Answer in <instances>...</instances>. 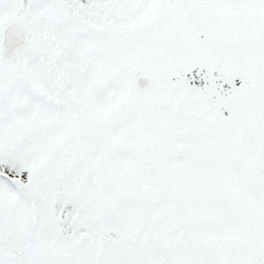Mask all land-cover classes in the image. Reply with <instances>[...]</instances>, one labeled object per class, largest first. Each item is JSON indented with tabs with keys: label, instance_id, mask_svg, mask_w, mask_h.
Listing matches in <instances>:
<instances>
[{
	"label": "rangeland",
	"instance_id": "obj_1",
	"mask_svg": "<svg viewBox=\"0 0 264 264\" xmlns=\"http://www.w3.org/2000/svg\"><path fill=\"white\" fill-rule=\"evenodd\" d=\"M234 1L264 14V0ZM207 5L223 9L226 0H0V42L15 19L32 31L13 63L0 59V264H70L56 250V218L67 212L85 227V201L139 164L157 121L150 99L164 79L152 65L160 42L177 44L188 23L208 17ZM135 69L150 90H137ZM81 231L67 246L85 252Z\"/></svg>",
	"mask_w": 264,
	"mask_h": 264
},
{
	"label": "flooded vegetation",
	"instance_id": "obj_2",
	"mask_svg": "<svg viewBox=\"0 0 264 264\" xmlns=\"http://www.w3.org/2000/svg\"><path fill=\"white\" fill-rule=\"evenodd\" d=\"M239 5L187 25L216 56L164 73L139 164L85 201V264H264V14Z\"/></svg>",
	"mask_w": 264,
	"mask_h": 264
},
{
	"label": "trees",
	"instance_id": "obj_3",
	"mask_svg": "<svg viewBox=\"0 0 264 264\" xmlns=\"http://www.w3.org/2000/svg\"><path fill=\"white\" fill-rule=\"evenodd\" d=\"M260 1L261 0H259L258 5L261 3ZM55 2L65 4V0H55ZM64 9H65V14L70 19V15H69V12H67L66 7ZM187 38H188V36H187V26H186V32L179 37V42L177 44H170L171 46H167L168 44H165L166 46L164 45L165 46L164 47L163 46L164 43L161 41L160 46H159L160 55L155 57L156 58L155 60L153 59L154 60L152 63L153 67L159 71H163V75H164V73H166L168 68L170 69L173 65H176L179 58L181 60H183L185 58L187 60L188 58H190L191 61H188V63L190 65H193L197 61H200L203 57H205L207 55L208 60L213 62V58L216 56V54H211V55L205 54L203 56V55L199 54V52L193 51L192 49H190L188 47V43L185 42V40ZM97 42H101V41L99 40ZM102 44L105 48L108 47L106 43L103 42ZM178 44H180V45L176 46ZM178 47H180V49L176 50ZM219 60L220 59L217 58L216 62H218ZM185 63H187V62H185ZM185 63L183 62L182 65H186ZM85 143H87V141H85V139H83V141L81 142V145L85 146ZM92 144L94 146H97V145L101 146L102 148L106 147L105 145H103V143H100V142H93ZM59 216H60L59 217L60 223L64 224L63 225L64 230H66L67 227H77L75 223L71 225V223H72L70 221L71 216H72L71 214L64 212V213H60ZM76 216H74V217H76ZM67 244H68V241L63 240V238L59 239V246L56 247V250L61 249L60 252L58 251V253L60 255L59 257L62 258L63 260H67V262L68 263L70 262V264H79L78 261H80V260L83 261L82 257L85 258V252L83 251V248L81 247V245H78L80 247L79 249H75L76 247L73 248V246L71 249V247H68Z\"/></svg>",
	"mask_w": 264,
	"mask_h": 264
},
{
	"label": "water",
	"instance_id": "obj_4",
	"mask_svg": "<svg viewBox=\"0 0 264 264\" xmlns=\"http://www.w3.org/2000/svg\"><path fill=\"white\" fill-rule=\"evenodd\" d=\"M0 57L7 63L14 62L17 54L29 45L31 30L19 20L8 23L1 33ZM141 39V37H140ZM138 90L152 86L148 76H142L140 70L135 73Z\"/></svg>",
	"mask_w": 264,
	"mask_h": 264
},
{
	"label": "bare ground",
	"instance_id": "obj_5",
	"mask_svg": "<svg viewBox=\"0 0 264 264\" xmlns=\"http://www.w3.org/2000/svg\"><path fill=\"white\" fill-rule=\"evenodd\" d=\"M142 115L141 111L138 110V112L134 115V117H140ZM133 118V117H132Z\"/></svg>",
	"mask_w": 264,
	"mask_h": 264
}]
</instances>
